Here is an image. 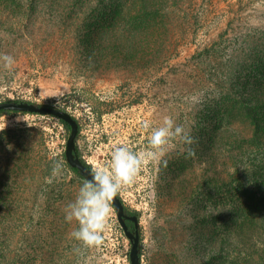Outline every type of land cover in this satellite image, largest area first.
<instances>
[{
    "label": "rangeland",
    "instance_id": "1",
    "mask_svg": "<svg viewBox=\"0 0 264 264\" xmlns=\"http://www.w3.org/2000/svg\"><path fill=\"white\" fill-rule=\"evenodd\" d=\"M258 3L185 0L169 13L161 57L154 42L143 47L137 37L120 36L106 42V33L94 52H85L76 40L83 13L70 6L0 7V55L16 61L11 70L0 61V101L68 110L80 125V154L93 169L109 167L117 147L148 150L145 122L156 128L170 116L195 138V156L175 141L167 167L145 163L119 193L139 214L142 264H264V245L240 243L236 225L264 146L240 139L251 127L233 102L251 47L264 37ZM22 134L33 135L31 160L0 178V264H130L131 242L113 206L101 247L86 249L70 235L78 224L66 222V209L85 179L64 164L69 131L58 118L0 113V175ZM57 162L62 174L48 183Z\"/></svg>",
    "mask_w": 264,
    "mask_h": 264
},
{
    "label": "trees",
    "instance_id": "2",
    "mask_svg": "<svg viewBox=\"0 0 264 264\" xmlns=\"http://www.w3.org/2000/svg\"><path fill=\"white\" fill-rule=\"evenodd\" d=\"M184 1L0 0V7H6L7 5L22 6L25 2L28 6H33L36 3L48 7L70 6L83 13L80 17L82 23L78 25L76 30V40L79 45L81 44V48L85 52H94L96 47L103 42L102 34L106 33V42L111 37L119 38V36L122 38L129 37L130 39L137 37L143 47L154 42L155 48H157L156 50L161 57L165 48L166 37L170 31L169 13L172 9L177 8L180 10ZM261 39V42L251 47L254 56L250 57L251 62L247 66L249 71H245L237 77L236 85L239 88L235 90L237 95H233V102H236V107L239 111H243L251 127V135L249 137H239L254 148L264 146V37ZM0 113L32 112L2 109ZM49 116L54 117L52 114ZM59 121L67 131H70L71 128L67 122L62 119H59ZM21 131L27 133L29 129H22ZM8 132L4 131V133ZM31 137H33L31 134H22L14 139L16 140V143L13 142L15 149H11L12 155L6 159L8 162H6V168L3 169V173L0 175L1 179H10L13 173L18 172L22 165L28 164V161L31 160L32 145L29 141ZM40 138L41 142H43L42 132ZM6 145H12V139ZM76 151L83 162L93 170V167L81 156L78 146ZM62 156L65 166L79 174L78 169L70 166L67 162L65 151ZM255 171L259 178L255 182L256 186L254 185L255 187L251 189L252 197H249L247 203L239 205V211L236 215L237 238L240 243L249 241L250 245H264V161L262 164L257 165ZM118 196L120 197V194ZM125 209L127 213L138 215L139 217L136 209H130L126 206ZM127 222L130 227L133 226L132 221Z\"/></svg>",
    "mask_w": 264,
    "mask_h": 264
},
{
    "label": "clouds",
    "instance_id": "3",
    "mask_svg": "<svg viewBox=\"0 0 264 264\" xmlns=\"http://www.w3.org/2000/svg\"><path fill=\"white\" fill-rule=\"evenodd\" d=\"M254 7H264V0ZM0 61L8 70L16 62L13 56L7 54L0 55ZM144 127L150 131L149 149L136 152L126 146L115 148L110 166L93 169L92 179L84 181L74 202L67 206L66 222L75 221L78 224L70 235L86 249L103 245L104 234L110 227L113 215L112 202L123 189L135 183L145 163L155 162L167 167L165 157L175 141L188 145V155L195 156L194 149L190 147L196 143L195 138L170 116L164 117L162 126L152 128L150 123L145 122ZM62 168V163H55L48 183L62 174Z\"/></svg>",
    "mask_w": 264,
    "mask_h": 264
},
{
    "label": "water",
    "instance_id": "4",
    "mask_svg": "<svg viewBox=\"0 0 264 264\" xmlns=\"http://www.w3.org/2000/svg\"><path fill=\"white\" fill-rule=\"evenodd\" d=\"M17 110L26 111L42 115H53L56 118L62 119L70 125L69 135L66 139L65 157L70 166L77 168L79 174L85 180L92 179L93 170L90 169L77 154L79 123L77 119L68 110L55 106L34 103L26 100H5L0 101V110ZM115 208L118 221L128 239L131 242L129 251L130 264H142L140 253V233H139V217L138 215L129 214L126 212L124 202L117 195L112 202ZM128 220L133 222V228L128 224Z\"/></svg>",
    "mask_w": 264,
    "mask_h": 264
},
{
    "label": "flooded vegetation",
    "instance_id": "5",
    "mask_svg": "<svg viewBox=\"0 0 264 264\" xmlns=\"http://www.w3.org/2000/svg\"><path fill=\"white\" fill-rule=\"evenodd\" d=\"M128 221L131 222L130 220H128ZM131 228H133V226Z\"/></svg>",
    "mask_w": 264,
    "mask_h": 264
}]
</instances>
